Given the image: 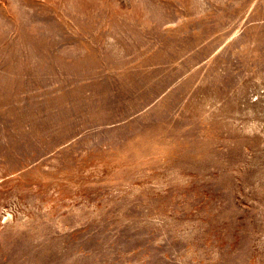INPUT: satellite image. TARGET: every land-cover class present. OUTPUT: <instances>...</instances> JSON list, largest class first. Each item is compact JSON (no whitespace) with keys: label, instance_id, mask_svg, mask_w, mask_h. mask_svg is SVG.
<instances>
[{"label":"rangeland","instance_id":"1","mask_svg":"<svg viewBox=\"0 0 264 264\" xmlns=\"http://www.w3.org/2000/svg\"><path fill=\"white\" fill-rule=\"evenodd\" d=\"M0 264H264V0H0Z\"/></svg>","mask_w":264,"mask_h":264},{"label":"bare ground","instance_id":"2","mask_svg":"<svg viewBox=\"0 0 264 264\" xmlns=\"http://www.w3.org/2000/svg\"><path fill=\"white\" fill-rule=\"evenodd\" d=\"M246 173H248V172H246ZM244 178H245V177H244ZM245 179H246V178H245ZM249 179H250V178H249ZM249 179H246V181L249 180ZM244 181H245V180H244ZM250 182H251V180H250ZM248 184H250V183H248ZM250 185H251V184H250ZM244 187H247V186H244ZM248 188H249V187H248ZM246 189H247V188H246ZM251 189H252V188H251ZM248 190H249V189H248ZM248 190H247V191H248ZM249 191H250V190H249ZM244 192H245V189H244ZM252 202H253V201H252Z\"/></svg>","mask_w":264,"mask_h":264}]
</instances>
